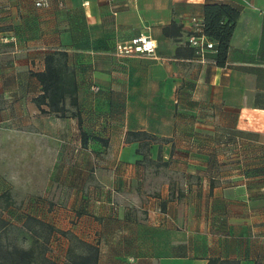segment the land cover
Instances as JSON below:
<instances>
[{
  "label": "crops",
  "instance_id": "obj_1",
  "mask_svg": "<svg viewBox=\"0 0 264 264\" xmlns=\"http://www.w3.org/2000/svg\"><path fill=\"white\" fill-rule=\"evenodd\" d=\"M37 1L0 0V222L53 227L61 264L70 235L99 264H264V0ZM208 2L240 9L224 65L187 41ZM140 34L153 54L116 53ZM57 50L86 145L35 101Z\"/></svg>",
  "mask_w": 264,
  "mask_h": 264
},
{
  "label": "trees",
  "instance_id": "obj_2",
  "mask_svg": "<svg viewBox=\"0 0 264 264\" xmlns=\"http://www.w3.org/2000/svg\"><path fill=\"white\" fill-rule=\"evenodd\" d=\"M240 9L229 3L208 2L204 5V31L216 42L215 60L218 65H224L227 60L231 38L233 36ZM45 70L34 72L42 85V92L35 97V101L43 113L56 114L59 117H76L79 126L82 125V115L78 108L77 97L78 82L76 70L69 63V53L57 50L45 57ZM46 105L48 109L43 107ZM141 134V133H139ZM83 144L87 143V134L81 128ZM36 222L45 225L51 230L53 227L29 217L25 226L30 230V223ZM9 225L8 222H0V234ZM32 230V229H31ZM84 245L87 252L75 255L72 247L69 251V261L64 264H99V248L82 239L74 237ZM72 246V245H71ZM46 245L43 241L33 240L29 247L11 246L2 247L0 244V264H60L45 255ZM232 260L218 261L210 259L209 264H232Z\"/></svg>",
  "mask_w": 264,
  "mask_h": 264
},
{
  "label": "built area",
  "instance_id": "obj_3",
  "mask_svg": "<svg viewBox=\"0 0 264 264\" xmlns=\"http://www.w3.org/2000/svg\"><path fill=\"white\" fill-rule=\"evenodd\" d=\"M47 0L37 1V5H48ZM59 5L64 7L63 1L59 0ZM188 44L193 48L195 56L203 62L209 61V52L216 53V42L212 40L204 31L203 18L195 16L192 18L191 31L187 38ZM154 40L146 35L140 34L127 41L118 42L116 53L120 56L151 53L156 49ZM215 61V60H214ZM213 61V62H214ZM97 88V87H96Z\"/></svg>",
  "mask_w": 264,
  "mask_h": 264
},
{
  "label": "rangeland",
  "instance_id": "obj_4",
  "mask_svg": "<svg viewBox=\"0 0 264 264\" xmlns=\"http://www.w3.org/2000/svg\"><path fill=\"white\" fill-rule=\"evenodd\" d=\"M22 179H24V177H22ZM22 186L25 187L23 184ZM30 228L32 229L34 234L42 238L41 241H43L44 243H45L44 239H46V236H48L50 231H52L49 227L45 225H41V224L39 225L36 222H31ZM4 230L5 231L0 234V244L2 245V247L6 248L10 246L13 247L15 245H18V246L20 245L29 246L30 245L31 240L27 236L29 230L26 226L24 229L22 227L15 226V225L12 226V224L11 225L9 224ZM70 236H71V245H72L71 247L75 255H79L83 253L84 251L87 252L83 244L77 241V239H75L73 235H70ZM47 249H50L48 245H46V250Z\"/></svg>",
  "mask_w": 264,
  "mask_h": 264
}]
</instances>
